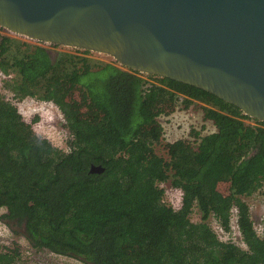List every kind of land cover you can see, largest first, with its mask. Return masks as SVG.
I'll return each instance as SVG.
<instances>
[{
    "label": "trees",
    "instance_id": "1",
    "mask_svg": "<svg viewBox=\"0 0 264 264\" xmlns=\"http://www.w3.org/2000/svg\"><path fill=\"white\" fill-rule=\"evenodd\" d=\"M75 50L0 35L2 86L52 101L71 133L67 150L54 145L0 93V219L31 246L88 264H264L242 198L263 184L264 121L192 84ZM191 104L214 129L193 127L168 157L157 153V115ZM167 180L181 190L177 208L164 200ZM233 207L245 247L208 223L214 215L228 230ZM0 264H27L17 241L0 244Z\"/></svg>",
    "mask_w": 264,
    "mask_h": 264
},
{
    "label": "water",
    "instance_id": "2",
    "mask_svg": "<svg viewBox=\"0 0 264 264\" xmlns=\"http://www.w3.org/2000/svg\"><path fill=\"white\" fill-rule=\"evenodd\" d=\"M0 26L192 84L264 121V0H0Z\"/></svg>",
    "mask_w": 264,
    "mask_h": 264
},
{
    "label": "rangeland",
    "instance_id": "3",
    "mask_svg": "<svg viewBox=\"0 0 264 264\" xmlns=\"http://www.w3.org/2000/svg\"><path fill=\"white\" fill-rule=\"evenodd\" d=\"M0 35H10L31 43H41L48 46L52 53L55 54L59 50H75V47L65 45H52L50 42L36 40L34 38L10 31L0 26ZM78 52V51H77ZM93 58L112 61L119 66H125L118 63L112 56L90 51L89 54ZM77 91V90H76ZM74 91L73 96H78L79 93ZM76 92V93H75ZM0 93L7 99L16 104L18 110L23 118L32 123L34 131L46 138H48L54 145L67 150L69 147V140L71 133L68 130L65 119L60 109L52 101L42 100L31 96H24L20 99L13 97L12 93L2 86V77L0 74ZM157 119L162 127V134L160 140L155 143V151L165 157H168L167 145L175 139L186 138L191 139L190 129L202 128V132L214 129L210 120H203L202 111L200 108H195L192 104L189 107H176L171 113H160ZM254 122L253 120H249ZM202 125H204L202 127ZM160 186L164 190V200L171 206L178 207L181 203V190L174 187L169 180L162 181ZM242 198L248 203L250 209V216L256 232L264 236V180L263 184L253 193L244 195ZM6 211L5 207H0V214ZM190 218L193 221L201 219V212L197 206L193 207L190 213ZM236 208L233 207L230 215V228L223 229L214 215L209 216L208 223L217 233L218 237L223 240H231L238 245L245 247L242 236L236 222ZM19 232H15L12 228L0 219V244H12V241H17L20 244L23 257L27 264H88L77 257L65 254L55 253L47 248H35L31 246L23 235V229L18 227Z\"/></svg>",
    "mask_w": 264,
    "mask_h": 264
}]
</instances>
